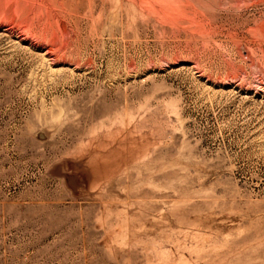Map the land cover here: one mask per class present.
Segmentation results:
<instances>
[{"label": "rangeland", "instance_id": "374dc122", "mask_svg": "<svg viewBox=\"0 0 264 264\" xmlns=\"http://www.w3.org/2000/svg\"><path fill=\"white\" fill-rule=\"evenodd\" d=\"M0 264H264V0H0Z\"/></svg>", "mask_w": 264, "mask_h": 264}]
</instances>
